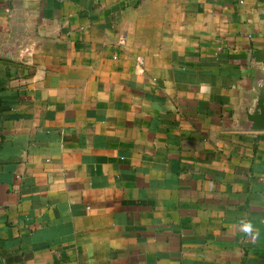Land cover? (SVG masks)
<instances>
[{
	"label": "crops",
	"instance_id": "0c3cea01",
	"mask_svg": "<svg viewBox=\"0 0 264 264\" xmlns=\"http://www.w3.org/2000/svg\"><path fill=\"white\" fill-rule=\"evenodd\" d=\"M20 7L0 264H264V0H0V45Z\"/></svg>",
	"mask_w": 264,
	"mask_h": 264
},
{
	"label": "water",
	"instance_id": "95a60500",
	"mask_svg": "<svg viewBox=\"0 0 264 264\" xmlns=\"http://www.w3.org/2000/svg\"><path fill=\"white\" fill-rule=\"evenodd\" d=\"M20 8H15L11 14L13 22L12 32L8 38L0 45V55L16 59L21 52L27 48L31 36L18 37L20 24ZM25 25V19L22 20ZM32 33V32H31ZM251 85V92L243 99L238 111L236 125L244 128H264V74L256 72Z\"/></svg>",
	"mask_w": 264,
	"mask_h": 264
},
{
	"label": "clouds",
	"instance_id": "9594fccd",
	"mask_svg": "<svg viewBox=\"0 0 264 264\" xmlns=\"http://www.w3.org/2000/svg\"><path fill=\"white\" fill-rule=\"evenodd\" d=\"M244 230L245 231H251V225L250 224L244 225Z\"/></svg>",
	"mask_w": 264,
	"mask_h": 264
}]
</instances>
